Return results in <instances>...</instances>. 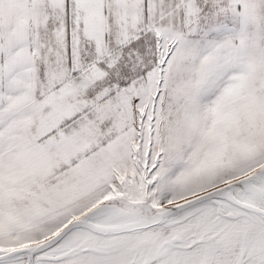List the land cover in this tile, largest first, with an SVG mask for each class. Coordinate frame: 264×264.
<instances>
[{
    "label": "snow or ice",
    "instance_id": "6c2138e0",
    "mask_svg": "<svg viewBox=\"0 0 264 264\" xmlns=\"http://www.w3.org/2000/svg\"><path fill=\"white\" fill-rule=\"evenodd\" d=\"M0 264H264V0H0Z\"/></svg>",
    "mask_w": 264,
    "mask_h": 264
}]
</instances>
